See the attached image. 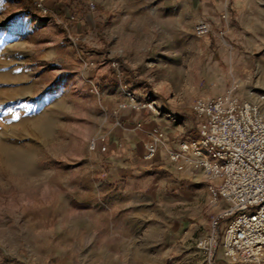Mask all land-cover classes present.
Returning <instances> with one entry per match:
<instances>
[{
	"label": "rangeland",
	"instance_id": "obj_1",
	"mask_svg": "<svg viewBox=\"0 0 264 264\" xmlns=\"http://www.w3.org/2000/svg\"><path fill=\"white\" fill-rule=\"evenodd\" d=\"M30 1L37 15L0 0V264H209L197 241L229 204L201 172L143 160L151 128L129 120L170 122L174 149L196 137V99L264 93V0ZM123 89L154 111L119 110ZM110 156L140 173L112 182ZM212 264L254 263L220 247Z\"/></svg>",
	"mask_w": 264,
	"mask_h": 264
},
{
	"label": "built area",
	"instance_id": "obj_2",
	"mask_svg": "<svg viewBox=\"0 0 264 264\" xmlns=\"http://www.w3.org/2000/svg\"><path fill=\"white\" fill-rule=\"evenodd\" d=\"M37 7L46 12L41 3ZM211 32V23L206 20L193 26L196 37ZM222 35L220 30L218 36ZM90 91L97 93L95 86ZM121 93L119 110L154 111L152 104L138 100L133 91L123 89ZM248 93V98L240 99L228 89L218 97L196 99L191 106L196 137L178 142L167 154L171 164L202 173L211 205L220 201L229 204L210 217L208 232L197 241L209 264L220 247L223 258L231 263L261 264L264 260V93ZM147 135L150 141L142 159L150 161L161 147L164 131L153 127ZM98 148V142L90 144V150ZM225 219L228 221L220 236Z\"/></svg>",
	"mask_w": 264,
	"mask_h": 264
},
{
	"label": "crops",
	"instance_id": "obj_3",
	"mask_svg": "<svg viewBox=\"0 0 264 264\" xmlns=\"http://www.w3.org/2000/svg\"><path fill=\"white\" fill-rule=\"evenodd\" d=\"M189 1H193L194 3H196L197 1L199 2V0H189ZM220 8V5L219 6H216V10H218ZM214 14H215V10L213 9H210ZM206 12H209V11H206ZM200 20H206L205 18H202ZM208 21V20H206ZM210 22V21H208ZM138 112V111H133V110H125L123 112ZM136 115L133 117L131 116L132 118H130V122H133L134 123V127L132 128V130H137V125H141L142 127L148 129L152 128L153 127V124H154V119L152 116H150L149 114H143V113H135ZM129 116V114H127ZM126 115V116H127ZM127 118V117H126ZM128 121V122H129ZM170 126H173V124H170V122H165L163 123V125L161 126L162 129H166L167 127H170ZM161 129V130H162ZM123 131V130H122ZM130 131L131 130H128L127 128L124 129V132H122L119 136L121 138H129L130 140H132L135 136V134H130ZM146 136L148 137L147 133H145ZM164 138H163V142L161 144V147L160 149L158 150L157 154H156V157L154 158H157L159 161L162 159H164L165 157H167V151L168 149H172V147L175 145L173 144V141H174V133L173 131H164ZM141 154H139L140 156ZM110 161H108V163L112 164V168L110 170V174H109V177L111 178L112 182H115L116 179L114 178L115 176H117L119 173H121V171L123 170H127V168H124L126 166H131L133 167L130 172L131 173H134L136 175H138L140 172L139 170L136 168V159H129L128 157L125 159H120L119 158H115V157H109ZM169 161V160H168ZM131 162V163H130ZM134 164V166H133ZM156 164V163H154ZM130 167V168H131ZM188 200V199H186ZM222 204H226V203H222ZM222 205V206H224ZM221 210L219 211H216V214L220 213ZM211 213V211H210ZM209 215V214H208Z\"/></svg>",
	"mask_w": 264,
	"mask_h": 264
},
{
	"label": "trees",
	"instance_id": "obj_4",
	"mask_svg": "<svg viewBox=\"0 0 264 264\" xmlns=\"http://www.w3.org/2000/svg\"><path fill=\"white\" fill-rule=\"evenodd\" d=\"M23 5H24V11L27 14H33V15H37L38 14V10L36 8V6H33L32 2L30 0H22ZM125 70L122 71V76L124 78V74H125ZM122 78V80H123ZM125 82V80H124Z\"/></svg>",
	"mask_w": 264,
	"mask_h": 264
},
{
	"label": "bare ground",
	"instance_id": "obj_5",
	"mask_svg": "<svg viewBox=\"0 0 264 264\" xmlns=\"http://www.w3.org/2000/svg\"><path fill=\"white\" fill-rule=\"evenodd\" d=\"M241 3V1H237V4L239 5ZM220 73V72H219ZM212 77H214V74H211ZM215 90V87L211 88V91ZM235 91H237V89L235 88Z\"/></svg>",
	"mask_w": 264,
	"mask_h": 264
}]
</instances>
